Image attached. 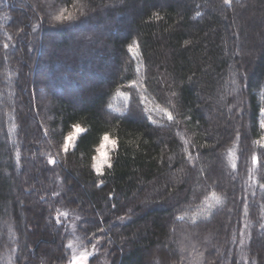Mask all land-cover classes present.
Returning a JSON list of instances; mask_svg holds the SVG:
<instances>
[{
  "label": "trees",
  "instance_id": "1",
  "mask_svg": "<svg viewBox=\"0 0 264 264\" xmlns=\"http://www.w3.org/2000/svg\"><path fill=\"white\" fill-rule=\"evenodd\" d=\"M46 3L0 0V264L69 260L61 204L112 264H264V0Z\"/></svg>",
  "mask_w": 264,
  "mask_h": 264
},
{
  "label": "rangeland",
  "instance_id": "2",
  "mask_svg": "<svg viewBox=\"0 0 264 264\" xmlns=\"http://www.w3.org/2000/svg\"><path fill=\"white\" fill-rule=\"evenodd\" d=\"M42 1H44V3H46V0H42ZM46 5H47V7H46L45 10H47V12H49L50 6L47 3H46ZM258 13H260V10L258 11ZM246 18H255V16L254 15H249ZM254 30H255L256 33H257V31H259L260 33L263 32L262 30H259L256 26L254 27ZM58 37L59 36H58L57 32H51L50 38L47 41V47H48L49 51L53 50L54 47L58 44V42H59ZM256 44H258V41H257ZM63 52L64 51H62L60 53H63ZM38 94H39V97H40L41 105L44 108L45 107H50V105L52 104V100H50L49 97L46 96L44 94V92H42L41 90H39ZM78 126L81 129H83V131H84L83 127H81L80 125H78ZM74 132H75V127L67 135V137L65 139V142H66V140H67V138L69 136L73 135ZM80 134L81 133H77L76 134V138L72 141V143L69 144V147H68L67 150H69V149H71L73 147L77 137ZM107 136L109 137V142H105L104 139H103L101 144L97 147V153H96V156H95L94 164L97 163V160H98V157H99V149L101 148L102 144L104 145V150L107 151L108 159L111 162L112 152L116 148V144H115V146H113L111 144V141L112 140L116 141V139L114 137H112V136H109V135H107ZM61 150L62 151H67V150L64 149V144L61 147ZM106 166H108V164H104L103 165L101 173L103 172V170L105 169ZM54 179L55 178L52 176V180L53 181H54ZM58 190L59 189H58V186H57L56 194L59 196L60 192ZM78 192H80V191L77 190V193ZM34 209H33V211H34ZM36 211H38V209ZM80 218H81V216L78 214V212L76 210H74L72 208H69V207H67L64 204L60 205L59 219H60L61 223L64 222V227L67 229L68 248L71 250V255H70L69 260H67V261H65V262H63L61 264H112V260H111L112 258H111V254H110V246L109 245L107 246V244H104L101 239L100 240L91 239V240H84V241L80 240L81 238H80V235L78 234V232H79V228H78L79 223L78 222H79ZM33 226L35 228V225H33ZM82 255H83L84 259H80V257ZM154 259H155V257L152 258L153 263H154ZM92 260H93V263H92ZM193 264H207V263H206V260L204 259L203 256H199V258H197L196 261Z\"/></svg>",
  "mask_w": 264,
  "mask_h": 264
},
{
  "label": "snow or ice",
  "instance_id": "3",
  "mask_svg": "<svg viewBox=\"0 0 264 264\" xmlns=\"http://www.w3.org/2000/svg\"><path fill=\"white\" fill-rule=\"evenodd\" d=\"M225 2L228 3L229 0H225ZM72 18L73 17L71 16V14H69L67 17H65L63 15V13H61L60 15L55 17L56 20H62V19L71 20ZM5 47H7V45H5ZM129 51H133L132 46H129ZM261 112H264V108L261 109ZM171 118H172L171 114H169V119H171ZM261 128H264V121H261ZM82 132H83V129H81L78 125L75 126V132L73 133V135H71L67 138L66 142L64 143V149L67 150L69 147V144L72 143V141L76 138V134L82 133ZM104 141L109 142V137L107 135L104 136ZM111 144L113 146H115L116 141L112 140ZM99 155H100V153H99ZM253 161L255 162V157H253ZM49 162L54 163V161H49ZM104 164H108V166L111 167V162L108 159V153L106 150H104V156H103L102 161L97 160V163H95L93 165V167L96 169L97 173H101V170H102ZM80 259H84L83 255L80 257Z\"/></svg>",
  "mask_w": 264,
  "mask_h": 264
},
{
  "label": "clouds",
  "instance_id": "4",
  "mask_svg": "<svg viewBox=\"0 0 264 264\" xmlns=\"http://www.w3.org/2000/svg\"><path fill=\"white\" fill-rule=\"evenodd\" d=\"M99 153H100V155L98 157V160L102 161L103 156H104V145L103 144L101 145V148L99 149Z\"/></svg>",
  "mask_w": 264,
  "mask_h": 264
}]
</instances>
